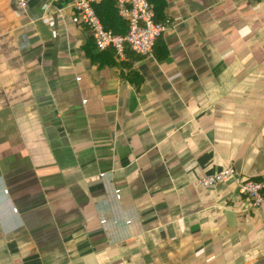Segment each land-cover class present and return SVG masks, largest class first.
<instances>
[{"label": "crops", "instance_id": "obj_1", "mask_svg": "<svg viewBox=\"0 0 264 264\" xmlns=\"http://www.w3.org/2000/svg\"><path fill=\"white\" fill-rule=\"evenodd\" d=\"M167 13L165 60L110 66L71 0H0V264L264 258V197L197 184L264 182V0Z\"/></svg>", "mask_w": 264, "mask_h": 264}, {"label": "built area", "instance_id": "obj_2", "mask_svg": "<svg viewBox=\"0 0 264 264\" xmlns=\"http://www.w3.org/2000/svg\"><path fill=\"white\" fill-rule=\"evenodd\" d=\"M16 5L25 10L30 0H14ZM55 1V0H51ZM99 0H71L76 17L86 27L91 35L96 51L111 49L120 59L126 51L139 56L152 54L158 38L165 32L167 26L155 20L153 6L148 0H115L120 17L128 22L124 35H116L106 30L94 11L93 5ZM233 178L237 192L251 200L252 207H258L264 197V182L240 180L231 167H224L213 175L198 179L197 184L204 188H213L218 183ZM13 211H17L16 208Z\"/></svg>", "mask_w": 264, "mask_h": 264}, {"label": "trees", "instance_id": "obj_3", "mask_svg": "<svg viewBox=\"0 0 264 264\" xmlns=\"http://www.w3.org/2000/svg\"><path fill=\"white\" fill-rule=\"evenodd\" d=\"M148 2L153 6L155 20L168 26L172 22V19L167 13L169 0H148ZM93 7L96 15L106 30L111 31L116 35H124L126 33L128 29V22L119 16L115 0H99L93 5ZM161 37L155 42L152 54L158 60H165L168 57V50L166 45L161 40ZM94 50L96 49L94 47L93 41L83 46L84 56L88 58L91 63L98 62L99 65H117L118 57L113 50L108 49L100 52H94ZM130 53L132 54L130 51L126 52V55ZM129 74H134L136 76L137 72L132 69L130 70ZM140 81L141 77L139 75H137L136 78L132 80V82L136 85H139Z\"/></svg>", "mask_w": 264, "mask_h": 264}, {"label": "water", "instance_id": "obj_4", "mask_svg": "<svg viewBox=\"0 0 264 264\" xmlns=\"http://www.w3.org/2000/svg\"><path fill=\"white\" fill-rule=\"evenodd\" d=\"M254 264H264V258L257 260Z\"/></svg>", "mask_w": 264, "mask_h": 264}]
</instances>
